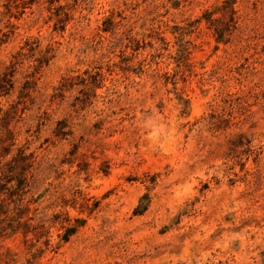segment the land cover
Instances as JSON below:
<instances>
[{
  "label": "rangeland",
  "instance_id": "obj_1",
  "mask_svg": "<svg viewBox=\"0 0 264 264\" xmlns=\"http://www.w3.org/2000/svg\"><path fill=\"white\" fill-rule=\"evenodd\" d=\"M6 1L0 103L35 169L0 264H264V0H232L227 43L193 23L224 0H60L64 30Z\"/></svg>",
  "mask_w": 264,
  "mask_h": 264
},
{
  "label": "trees",
  "instance_id": "obj_2",
  "mask_svg": "<svg viewBox=\"0 0 264 264\" xmlns=\"http://www.w3.org/2000/svg\"><path fill=\"white\" fill-rule=\"evenodd\" d=\"M38 1L7 0L5 7L8 12H11L12 8H21L24 13L27 8H31ZM46 3L49 18L55 17L57 23L63 25L64 30L66 23L70 20V15L67 12L68 6L61 5L60 0H47ZM216 13H222L223 16L214 17ZM226 14H229L233 27L237 29L239 17L232 0H224L213 11H205L203 16L193 23L196 25L202 21H206L208 28L214 32L217 43H227L228 40H225L227 32L221 27ZM103 31L109 32L110 30L109 28H104ZM26 45H29V41H26ZM36 47H39V44ZM36 49L31 48V51H35ZM17 54L21 55L22 52H18ZM46 62L48 63V60ZM15 65V63H12L8 68V72L0 76V91L5 89L7 85L13 88L14 83L12 78L16 69ZM12 110H14V107L3 111L0 103V114L3 115L2 129H0V145H6L4 144L7 141L6 139H10L11 141L8 146L2 147L0 155V232L4 235L7 230H10L11 234L15 235L22 231L26 236L29 233L31 221L33 220L32 217L28 216L30 201L26 200V196L32 188L35 155L34 153H27L28 148L24 146L17 148V152L12 155L11 148L15 145V135L8 128ZM4 131H6V138L3 137ZM67 240L68 238H66ZM34 259L35 257L33 256L32 260H28V264H34Z\"/></svg>",
  "mask_w": 264,
  "mask_h": 264
}]
</instances>
